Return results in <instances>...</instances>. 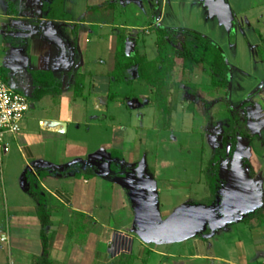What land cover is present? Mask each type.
Returning a JSON list of instances; mask_svg holds the SVG:
<instances>
[{"label": "crops", "instance_id": "crops-1", "mask_svg": "<svg viewBox=\"0 0 264 264\" xmlns=\"http://www.w3.org/2000/svg\"><path fill=\"white\" fill-rule=\"evenodd\" d=\"M127 1L0 0V51L7 53L0 64L2 75L13 90L23 95V91L29 92L34 107L20 132L6 136L9 150L2 154L3 159L0 156L13 180L10 200L0 195V215L13 222L15 229L0 233V253L7 248V264H36L43 253L39 204L30 188L32 182L45 200L51 222L45 228L51 264H264V57L256 59L259 54L264 56V0L189 3L190 11L209 24V31L200 34L221 50L228 63L224 104L246 118L248 125V136L237 139L232 156L228 146L220 161L221 190L212 206L190 193L194 184L205 187L202 164L190 160V153H183L187 159L181 161L160 159L155 153L158 140L176 139L172 133L178 131V116L188 126L192 115L185 113V117L177 109L171 127L161 130L153 89L136 80L134 71H128L127 80L122 81L127 89L113 90L117 43L109 55L111 66L103 73L87 68V54L92 51L88 37L101 41L110 35L113 39L115 30L137 28L125 23L128 3L147 5V0ZM160 1L159 19L149 20L150 27L185 28L170 18L176 16L178 7L186 6L185 0ZM221 8L227 20L219 16ZM132 15L135 19L141 13L134 10ZM165 21L169 24L163 26ZM46 33L58 40L59 34L76 45L74 72L56 68L59 55L54 53L38 55L34 67L26 68L32 72L29 82L13 78L10 74H15V63L25 49H20L15 35L24 42L30 39L34 45L54 49L55 41ZM75 36L85 40L82 48ZM116 36L127 50L138 47L139 40L130 34L119 31ZM94 56L96 64H103ZM18 70L16 75L26 71ZM40 72L53 74L54 87L47 80L48 88L40 89L34 75ZM78 76L83 89L76 98ZM57 84L61 87L58 94ZM187 134L192 140L191 133ZM167 171L169 177H162ZM165 199L172 204L167 207ZM196 208L206 212L191 233L184 232L195 218L170 227L184 212ZM32 226L39 230L35 246L25 244L29 236L25 231ZM13 238L18 242L13 244Z\"/></svg>", "mask_w": 264, "mask_h": 264}, {"label": "rangeland", "instance_id": "rangeland-1", "mask_svg": "<svg viewBox=\"0 0 264 264\" xmlns=\"http://www.w3.org/2000/svg\"><path fill=\"white\" fill-rule=\"evenodd\" d=\"M132 0H129L127 2H131ZM135 1V0H133ZM192 0H185L184 3H187L186 6H180L177 9V12H175L176 16H172L170 18H173L178 23H181L183 25V29L185 30H191L199 33H204L209 31V24H205L202 21L201 16L202 15H196L195 12H191L189 8L190 2ZM161 1L160 0H147V5L151 6L150 12L147 10L148 6L144 3H141V5L137 6L132 3H128L129 14L126 17V25H136V29H129V30H115V35L117 32L120 31V33L130 34L132 37H135L136 40H139L138 47H134V45H128L127 48H130L127 50L125 48L124 43L122 42L121 37L116 38L114 35V38H110V35L101 41L93 40V38L88 37V43L91 42L90 46L92 48L91 53H88V62H87V68L91 71H93V68L98 73H103L106 70V66H111V58L109 55L111 54L112 49L115 48V45L117 43V55L119 53H124L128 57L130 55L134 56L137 53L144 52L146 56L149 59H153L155 56H157V49L155 45L156 35L154 33V28L150 27L149 20H155L157 21L159 19V8L157 6H160ZM181 9V10H179ZM134 10H139L141 13V16L134 19V15H132V12ZM143 10V12H142ZM179 10V11H178ZM169 14V13H168ZM167 14V15H168ZM151 17V18H149ZM145 20V21H144ZM168 20V19H167ZM169 24L168 21H165L162 25L165 26ZM148 29V30H147ZM171 29V28H168ZM13 33V32H12ZM84 34V33H83ZM16 39L20 43H24L27 45H23L19 43L20 49H22V58L20 61H17L15 65L16 71L10 74L13 78L20 77L25 82L30 81V77L32 78V72H28L26 68L29 69V67H34L33 63L36 61V58L38 55H51L54 53H58L59 60L57 61L56 68H59L61 66L62 71L70 70V73H73L78 59L73 56L76 52V45L74 43H71L70 40L66 39L64 36H60L58 34L59 40L62 42L61 44H58L57 42L53 43L52 46H54V49H50L44 45H34L32 42L33 40H26L25 42L21 39H18L20 36L15 35ZM75 38L78 40L77 36ZM118 39V41L116 40ZM78 44V47L81 48L85 45V40L81 39L76 41ZM83 43V44H82ZM74 44V45H73ZM82 44V45H80ZM76 47V48H75ZM90 48V49H91ZM262 48H264V45H262ZM260 53V52H259ZM227 54L230 57L231 61L234 62V58L232 54L227 50ZM7 55L3 50L0 51V64L3 63L2 58ZM56 55V54H55ZM95 55V56H94ZM99 57L101 59V62L103 64H96V61L92 59V57ZM263 54H259L256 59L262 60ZM64 58V59H62ZM246 58V57H245ZM91 59V61H89ZM105 65V66H104ZM248 67V63H247ZM17 68H19L21 71H25L23 74H18L19 70L17 71ZM256 67H252L251 69L253 71H256ZM258 69H260L258 67ZM134 74V73H133ZM131 74V77L133 76ZM258 74V73H257ZM238 75V74H236ZM130 77V76H129ZM114 82V89L117 91H123L127 89V85L125 82L119 81ZM12 85V82H10ZM24 95L30 98V93L23 91ZM224 95L222 90H218L214 88L211 84V78L209 76V71L207 66L197 68L193 72L185 71L183 68V62L181 60L175 61V68L173 72V90L171 92L170 102L171 106L173 108V111L179 110L182 111L183 116L185 113H189L193 117V122L187 126V122L181 121V116L179 115V123L175 126V128H178V131L173 132L172 136L176 137V139L171 138L165 141L158 140L156 144V154L159 156L160 159H166L168 160L172 158L174 161H181L182 159H187V156L185 158V154H189L193 162H197L199 164L203 165L202 173H200V176L205 177L206 170L208 168V164L210 160L213 157L214 149H217L221 146V139L222 137L228 132V127L230 124H232V117L234 112L230 111L228 107L224 104ZM93 100V99H91ZM152 101L155 102V91H152ZM92 102V101H91ZM91 104V103H90ZM92 106V105H91ZM150 113H153V110L150 111ZM173 113V112H172ZM249 116L251 117V112H248ZM161 120L157 123V125L161 128V130L165 131L166 129H169L171 127V117L168 118L166 116H163L159 114ZM147 116H149V113L147 112ZM184 117V119H185ZM255 117V116H254ZM148 120V119H147ZM177 121V122H178ZM147 122V121H146ZM181 125H184L182 127ZM187 126V127H186ZM159 128V129H160ZM187 133H191L190 138L192 140H189V136ZM145 136L151 138V135L145 134ZM167 136V138H169ZM186 139V140H185ZM188 149H191L190 152H188ZM4 155H1V158L3 159ZM2 159L0 160V188L4 186L5 191H0V195L6 197V200H10L11 197V190L10 186L13 183L12 176L10 175V172L7 171V166L5 165L6 160L2 162ZM163 171V169H161ZM162 177H169V172L167 173H161ZM206 181V180H205ZM195 185V186H194ZM193 185V188L190 190V193L193 192V198L197 199L198 201L206 200L208 198L207 193L210 191L207 183L205 182V187L198 186L196 184ZM166 200V199H165ZM164 202L168 203L169 205H166L167 207L170 206L172 203L168 201V199ZM173 206V205H172ZM38 227H28L25 232H28L27 242L25 244L35 246V242H37V232L39 230ZM6 233V232H15L13 222L9 221L5 215H0V233ZM2 238V237H1ZM13 238L12 243L14 244L16 241ZM18 242V241H17ZM3 243V242H2ZM8 244V243H7ZM37 244V243H36ZM0 262L2 264H7L9 262V259L7 258V248L5 247L4 251L0 253Z\"/></svg>", "mask_w": 264, "mask_h": 264}, {"label": "trees", "instance_id": "trees-1", "mask_svg": "<svg viewBox=\"0 0 264 264\" xmlns=\"http://www.w3.org/2000/svg\"><path fill=\"white\" fill-rule=\"evenodd\" d=\"M12 6V5H11ZM156 35L157 57L148 60L143 54L137 53L134 56H126L119 53L116 58V68L112 75L113 81H126L127 72L134 71L136 80L143 81L155 91V105L159 114L171 117L173 108L170 97L173 90V72L175 61L181 60L185 71L193 72L197 68L207 66L211 84L218 90L227 91L229 85V66L221 50L214 45L207 37L191 30L166 29L162 27L154 28ZM264 45V40H263ZM2 70V69H1ZM35 78L41 83L40 89H47V80L55 85L52 73H35ZM82 78L77 77L75 86V97L82 94ZM51 86V84H50ZM56 93L61 92L60 85L56 86ZM44 91V90H42ZM233 112V110L230 109ZM248 136L247 119L241 118L237 113L233 114L231 128L223 136L221 146L215 150L214 156L208 164L205 179L209 187L210 196L206 199V204L212 206L221 190L219 178V166L221 159L227 155L229 146V156H232L239 137ZM31 191L38 201V215L42 225L41 242L43 253L37 258L36 264H51L48 258L49 239L45 228L50 225L49 215L46 214L44 206L45 200L41 193L33 188Z\"/></svg>", "mask_w": 264, "mask_h": 264}, {"label": "built area", "instance_id": "built-area-1", "mask_svg": "<svg viewBox=\"0 0 264 264\" xmlns=\"http://www.w3.org/2000/svg\"><path fill=\"white\" fill-rule=\"evenodd\" d=\"M31 104L25 95L13 90L4 80L0 66V156L9 150L7 135H16L21 130Z\"/></svg>", "mask_w": 264, "mask_h": 264}, {"label": "water", "instance_id": "water-1", "mask_svg": "<svg viewBox=\"0 0 264 264\" xmlns=\"http://www.w3.org/2000/svg\"><path fill=\"white\" fill-rule=\"evenodd\" d=\"M222 9V12L221 11H218V14L219 16L223 19V20H227V18L225 17V11ZM224 13V15H222ZM46 37L52 41H55L57 43H60V41L55 37L54 34L52 33H46ZM33 105H31V109H33ZM203 212H206V211H202L201 208H196V209H191V210H187L186 212H184L182 215H180L177 219H175L172 223H171V226L170 227H176V226H180L181 224H183V222L186 220V219H189V218H192V220L194 219V223L190 226V228L184 232L185 234L186 233H191L193 231V229L196 227V224L199 220V218L201 217V213L203 214ZM183 233V234H184ZM182 234V235H183ZM162 236H165V235H162Z\"/></svg>", "mask_w": 264, "mask_h": 264}]
</instances>
